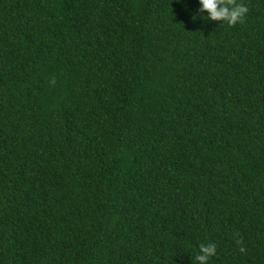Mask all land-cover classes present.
I'll return each mask as SVG.
<instances>
[{"label":"trees","instance_id":"16d2710c","mask_svg":"<svg viewBox=\"0 0 264 264\" xmlns=\"http://www.w3.org/2000/svg\"><path fill=\"white\" fill-rule=\"evenodd\" d=\"M236 2L0 0V264H264V0Z\"/></svg>","mask_w":264,"mask_h":264},{"label":"clouds","instance_id":"9594fccd","mask_svg":"<svg viewBox=\"0 0 264 264\" xmlns=\"http://www.w3.org/2000/svg\"><path fill=\"white\" fill-rule=\"evenodd\" d=\"M198 5L197 14L201 18L226 23L229 26H234L242 22L248 13L246 4L237 3L236 0H198ZM51 82L54 83V80ZM237 243L239 244L240 242L237 241ZM239 251L244 253L246 249L241 245ZM215 255V244H201L195 260L197 264H208L210 258Z\"/></svg>","mask_w":264,"mask_h":264}]
</instances>
